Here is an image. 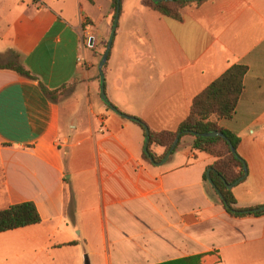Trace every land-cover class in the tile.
Listing matches in <instances>:
<instances>
[{
  "label": "crops",
  "instance_id": "crops-1",
  "mask_svg": "<svg viewBox=\"0 0 264 264\" xmlns=\"http://www.w3.org/2000/svg\"><path fill=\"white\" fill-rule=\"evenodd\" d=\"M144 1H120L103 67L108 103L149 131L174 132L199 93L247 67L233 117L219 125L240 139L247 171L231 189L236 208L264 209V0H207L180 21ZM113 15L112 0H0V62L15 54L35 78L0 70V211L31 202L40 217L0 233V264H264V214L225 211L203 180L215 158L192 151L189 136L150 165L145 132L101 101L85 41H108ZM39 84L66 90L52 102Z\"/></svg>",
  "mask_w": 264,
  "mask_h": 264
},
{
  "label": "trees",
  "instance_id": "trees-1",
  "mask_svg": "<svg viewBox=\"0 0 264 264\" xmlns=\"http://www.w3.org/2000/svg\"><path fill=\"white\" fill-rule=\"evenodd\" d=\"M88 1L91 2V0ZM206 1L207 0H166L154 3L152 0H145L144 4L154 9L163 17L180 21L182 13L186 8L199 7ZM116 6L117 0H112V9L114 12L113 19ZM0 70H10L23 78L35 80V78L23 68L19 56L15 54L11 60L0 62ZM247 70V67L243 65H233L229 67L220 77L208 85L192 100L188 116L181 122L176 131H149L147 144L148 154L144 151L142 153V159L150 165H154L163 159L170 150L175 139H178V142L174 151L183 137H192V151L203 152L215 158L213 165L207 169V171H209V179L207 178L206 171L203 175V180L206 183H209L208 180L212 182L214 188L221 196L219 200L225 211L230 216L236 218L249 215L257 217L264 214V209L261 207L252 209L236 208V201L233 197L232 190L228 189V186L246 177H244L245 164L237 154L240 139L231 132L221 128L219 125L220 121L230 120L233 117L239 98L244 90L243 80ZM39 87L45 97L52 102H56L57 99L62 97L66 90V86L54 91L47 90L41 84H39ZM136 124L144 131V125L140 121ZM210 132H217L222 136H201L202 134ZM152 146L164 148V154L160 157H156L151 151ZM232 149L235 153H232ZM39 223V214L35 205L31 202L10 206L0 211V233L34 226ZM190 260L192 263L196 261L195 259ZM188 261L172 262L169 264H183Z\"/></svg>",
  "mask_w": 264,
  "mask_h": 264
},
{
  "label": "water",
  "instance_id": "water-1",
  "mask_svg": "<svg viewBox=\"0 0 264 264\" xmlns=\"http://www.w3.org/2000/svg\"><path fill=\"white\" fill-rule=\"evenodd\" d=\"M154 3H159V2H163V1H166V0H152ZM119 2L120 0H117V6H116V12H115V16H114V19H113V25H112V29H111V33H110V36H109V39H108V42H107V46H106V49L102 55V58L101 60L99 61L98 63V66H97V70H98V73H99V78H100V98H101V101L103 103H105L113 112H116L118 113L107 101V98L105 96V93H104V77H103V67L105 66V63L107 61V57H108V54H109V51H110V48H111V44H112V39H113V36L115 34V30H116V26H117V21H118V17H119ZM119 114V113H118ZM122 118L126 119V120H129V121H133L135 123H138V120L133 118V117H128L126 115H123V114H119ZM144 132H145V138H144V148H143V151L147 153V144H148V135H149V130L147 127H144ZM202 137H221L222 135L217 133V132H210V133H206V134H202L201 135ZM177 142H178V139H175L174 143L172 144L170 150L166 153V155L163 157V159L157 163V164H154V165H162L163 163H165L168 159V157L171 155V153L174 151L176 145H177ZM232 153H235V151L232 149L231 150ZM151 160V158H150ZM152 161V160H151ZM244 171H245V175L244 177L246 176L247 172H246V168L244 167ZM207 178L209 179V171H207ZM243 179V178H242ZM242 179L238 180L235 184L233 185H230L228 186V189H232L235 185H237ZM209 184L211 185V187L213 188V190L215 191V193L217 194V196L220 198L221 196L218 194L217 190L214 188L212 182L210 180H208ZM87 264V263H86Z\"/></svg>",
  "mask_w": 264,
  "mask_h": 264
},
{
  "label": "rangeland",
  "instance_id": "rangeland-1",
  "mask_svg": "<svg viewBox=\"0 0 264 264\" xmlns=\"http://www.w3.org/2000/svg\"><path fill=\"white\" fill-rule=\"evenodd\" d=\"M94 11H97L96 8H94ZM107 42L108 41L105 40L104 42H100V43L96 44L93 39H91V38L89 39V36L86 39V41H85V46H86L85 51H86V54L85 55L88 58H90V52H91L92 56L95 57V59H96L95 66H98V63L101 60L102 55H103V53H104V51L106 49ZM88 47H90V48H88ZM86 112L87 111L84 108V111L83 112H77L76 113V116H77L76 120L79 123H82V124L85 123L86 117H87L86 116ZM68 117H69L68 112L66 110H62V112H61V126L62 127L65 126V124H66V122L68 120ZM185 137H189V136H185Z\"/></svg>",
  "mask_w": 264,
  "mask_h": 264
},
{
  "label": "built area",
  "instance_id": "built-area-1",
  "mask_svg": "<svg viewBox=\"0 0 264 264\" xmlns=\"http://www.w3.org/2000/svg\"><path fill=\"white\" fill-rule=\"evenodd\" d=\"M34 1H36L40 5H43V3H44L45 0H34ZM81 60H82L81 58L78 59V62H80Z\"/></svg>",
  "mask_w": 264,
  "mask_h": 264
}]
</instances>
